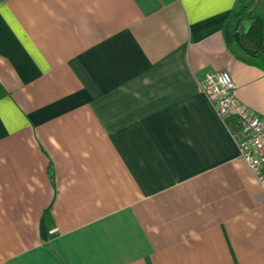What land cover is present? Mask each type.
I'll list each match as a JSON object with an SVG mask.
<instances>
[{
	"label": "crops",
	"instance_id": "crops-1",
	"mask_svg": "<svg viewBox=\"0 0 264 264\" xmlns=\"http://www.w3.org/2000/svg\"><path fill=\"white\" fill-rule=\"evenodd\" d=\"M236 4L0 0V264H264V189L201 89L228 71L264 120Z\"/></svg>",
	"mask_w": 264,
	"mask_h": 264
},
{
	"label": "built area",
	"instance_id": "built-area-1",
	"mask_svg": "<svg viewBox=\"0 0 264 264\" xmlns=\"http://www.w3.org/2000/svg\"><path fill=\"white\" fill-rule=\"evenodd\" d=\"M201 89L228 123L241 157L264 189V120L237 98L236 84L228 71L208 73Z\"/></svg>",
	"mask_w": 264,
	"mask_h": 264
},
{
	"label": "trees",
	"instance_id": "trees-1",
	"mask_svg": "<svg viewBox=\"0 0 264 264\" xmlns=\"http://www.w3.org/2000/svg\"><path fill=\"white\" fill-rule=\"evenodd\" d=\"M243 21L252 23L247 33L242 25ZM237 23H239L238 29H236ZM223 31L228 47L237 58L264 70V0H237L236 7L224 22ZM236 31H240L243 45L248 49L255 50L256 53L249 54L237 43ZM1 91L0 84V93Z\"/></svg>",
	"mask_w": 264,
	"mask_h": 264
},
{
	"label": "water",
	"instance_id": "water-1",
	"mask_svg": "<svg viewBox=\"0 0 264 264\" xmlns=\"http://www.w3.org/2000/svg\"><path fill=\"white\" fill-rule=\"evenodd\" d=\"M242 25H243L244 28H245V33H247V32L250 30V28H251V26H252V23H251L250 21H243V22H242ZM238 27H239V23H237V25H236V29H238ZM235 38H236L237 43H238V44H239L244 50H246L249 54H254V53H256L255 50L248 49L247 47H245V46L243 45V43H242V41H241L240 31H236V33H235ZM41 230H42V237H43L44 239H46V238H47V226H46V222H45L44 219L42 220Z\"/></svg>",
	"mask_w": 264,
	"mask_h": 264
}]
</instances>
